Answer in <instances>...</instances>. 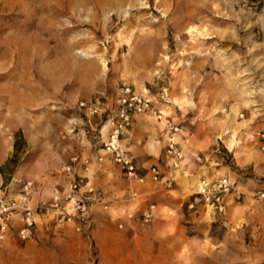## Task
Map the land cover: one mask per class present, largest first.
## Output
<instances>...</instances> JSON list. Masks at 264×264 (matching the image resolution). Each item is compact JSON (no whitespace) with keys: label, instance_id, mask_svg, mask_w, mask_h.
<instances>
[{"label":"rangeland","instance_id":"rangeland-1","mask_svg":"<svg viewBox=\"0 0 264 264\" xmlns=\"http://www.w3.org/2000/svg\"><path fill=\"white\" fill-rule=\"evenodd\" d=\"M120 2L135 6L126 18ZM120 2L0 0V198L20 199L27 188L34 208L84 178L69 172L70 158L96 157L91 125L105 116L79 104L99 99L115 110L124 87L171 108L163 130L157 115H137L146 120L138 133L154 145L178 142L183 165L200 155L207 166L155 191L116 180L107 161L93 165L81 175L109 208L93 207L81 231L36 217L32 239L13 233L0 244V264H264V0ZM193 25L206 36L193 39ZM176 96L189 102L184 109ZM225 123L239 129L243 165L215 138ZM170 126L179 127L178 140ZM165 151L151 164L166 165ZM203 177L233 183L221 211L198 193ZM150 203L157 207L148 225L127 218Z\"/></svg>","mask_w":264,"mask_h":264},{"label":"built area","instance_id":"built-area-1","mask_svg":"<svg viewBox=\"0 0 264 264\" xmlns=\"http://www.w3.org/2000/svg\"><path fill=\"white\" fill-rule=\"evenodd\" d=\"M167 102H169L167 100ZM81 110L86 111L88 116H105V123L94 128L91 125L94 140L101 149L109 155L112 161L120 168L123 176L129 183L144 184L150 178L154 183H163L167 189H172L178 176L177 173L183 168L185 154L178 142L169 141L165 148L166 171H162L158 165H153L148 172L143 173L130 151L123 146L122 137L131 127L137 115L155 114L162 116V111L154 106L152 99L133 92L130 87H124L117 99L115 110L103 109L99 99L90 102L82 101L79 104ZM175 134L180 129L178 126H170ZM264 137V136H263ZM103 156L99 158L102 161ZM198 162L206 159L203 156L196 157ZM186 175V173H184ZM202 195L208 204L220 211L224 208L226 196L232 191L233 183L226 177H220L208 181L201 178ZM25 195L20 199L0 198V244L16 233L21 240H29L34 236L37 225L36 217H52L53 224L64 227L69 223L81 231V222H84L95 206H103L108 209V200L104 192L92 185L84 178L74 180L69 188L61 195L54 196L49 200H42L36 207L30 206L27 188ZM154 205L129 213L127 218L141 226L148 225L155 217ZM17 222L20 223L17 225ZM15 223L18 227H15ZM119 227L124 228L120 223Z\"/></svg>","mask_w":264,"mask_h":264},{"label":"crops","instance_id":"crops-1","mask_svg":"<svg viewBox=\"0 0 264 264\" xmlns=\"http://www.w3.org/2000/svg\"><path fill=\"white\" fill-rule=\"evenodd\" d=\"M168 108V109H167ZM169 107L165 106L162 110V118H155L153 117V119H157L162 120L161 122L165 121V118L170 117L165 115V111L170 112ZM145 118L138 116L135 117L131 127L129 128V130L125 133V135L122 137V144L124 147H126L130 153L133 155V157L135 158L138 166L141 168L143 173L148 172V170L153 166V165H158L162 171H166V166L163 163H154L151 164L152 162L156 161L157 158L160 156V154H162V151L165 149L166 144L164 145L165 140L163 141H156L159 144L158 145H154L153 143H151V138L149 137V140H146V135L145 133H138L139 131H145ZM160 122V121H159ZM166 122V121H165ZM156 125V124H155ZM158 126V125H157ZM159 127V126H158ZM166 127V126H165ZM160 128V127H159ZM172 134V133H171ZM178 132L175 134H172V137L177 136ZM170 137V138H172ZM181 137V134L177 136V139H179ZM193 137L190 135L189 139L191 142H193ZM147 142V143H146ZM198 143V144H197ZM193 144V149L194 150H198L201 151L202 149H205V147H202L200 142H197ZM91 144V143H90ZM92 146V144H91ZM188 147V152H190V154H193L192 150L189 148V145H187ZM93 147V146H92ZM95 148L97 149V147L95 146ZM203 155V154H202ZM94 155H89L84 157V155H74L71 156L70 160L74 161L71 166L67 167L69 172L73 171L74 174H77L79 177H84L87 179V181H89L91 183V179L88 176H83L81 175L82 172L84 173H88L91 170V167L93 165H98L97 167H101L104 165V163L107 161L109 164H111L112 166H115V179L116 180H123V183H126L127 185H131L132 183H129L126 179H124L125 177L123 176L122 171L120 170V168L112 161L111 157L109 155H107L104 150L99 149L96 153V157H93ZM103 156L102 161H99V158ZM185 161V160H184ZM164 162V161H163ZM208 160H207V156L206 159H203L201 162H198L196 159V156H192L189 159V162L185 163V165H183V168L179 171L182 175H184V173H186V177H188V173H190V171L192 172H196L198 163H203L205 164V168H206V164H207ZM208 168V167H207ZM104 173V172H103ZM102 173V174H103ZM105 174V173H104ZM204 178V177H203ZM119 182V181H118ZM135 184V183H133ZM147 184H150V186L155 190V191H170L172 189H167L163 183H154L150 180V178H148V180L146 181V183L141 184L142 186H145ZM140 185V184H139ZM118 189L115 190V196L118 195ZM129 196L130 198L128 200H133L136 201L139 197V194L137 192H129ZM154 205V203H150L149 205ZM155 207H157V205H154Z\"/></svg>","mask_w":264,"mask_h":264},{"label":"bare ground","instance_id":"bare-ground-1","mask_svg":"<svg viewBox=\"0 0 264 264\" xmlns=\"http://www.w3.org/2000/svg\"><path fill=\"white\" fill-rule=\"evenodd\" d=\"M120 2V0H119ZM123 4V3H122ZM129 4V3H128ZM121 5V2H120ZM135 8V6H133L132 4H130L129 6H127L126 8H122L121 5V10H120V14L122 17L126 18L129 15V11L131 9ZM138 10V9H137ZM188 33L192 36L193 39H197L198 37L201 38L202 36H206L204 34V31H202L201 29H199L196 26H190L188 28ZM84 56V55H83ZM165 60V59H164ZM167 61V60H166ZM106 64L104 63V66ZM104 68V67H103ZM143 91L145 93H147V90L143 88ZM176 95V94H175ZM172 103L174 106L179 107L180 109H184V107L187 105V103H189L187 101V99H185L184 97H180V96H176L173 98ZM170 108V107H169ZM168 109V108H167ZM237 110L234 109V113L237 114ZM165 115L170 116L171 112L165 111L164 112ZM162 114V113H161ZM158 118H162L158 117ZM154 124L158 125L160 127L161 130H163L166 126V122H159L157 119H152ZM226 122V121H225ZM228 122V121H227ZM239 129L235 127V124L231 123V125H227L222 124L219 125L218 128L215 131V138L218 140H222L227 146L228 148L235 153V157L236 160L238 162L239 165H243L244 161L242 160V155L238 152V149L241 145V141L239 140V138L237 137V133H238ZM178 140V139H177ZM188 147V146H187ZM185 150H188V148H185ZM199 150V149H198ZM203 150V149H202ZM190 153V152H189ZM199 185H200V190H202L203 184H201V182L199 181ZM198 191V192H199Z\"/></svg>","mask_w":264,"mask_h":264}]
</instances>
